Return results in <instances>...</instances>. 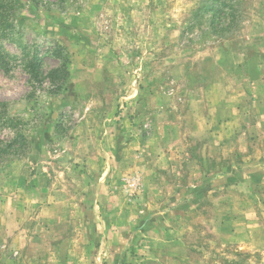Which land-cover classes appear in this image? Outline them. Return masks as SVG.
<instances>
[{
    "label": "rangeland",
    "instance_id": "374dc122",
    "mask_svg": "<svg viewBox=\"0 0 264 264\" xmlns=\"http://www.w3.org/2000/svg\"><path fill=\"white\" fill-rule=\"evenodd\" d=\"M19 134L0 264H264V0H0Z\"/></svg>",
    "mask_w": 264,
    "mask_h": 264
},
{
    "label": "trees",
    "instance_id": "16d2710c",
    "mask_svg": "<svg viewBox=\"0 0 264 264\" xmlns=\"http://www.w3.org/2000/svg\"><path fill=\"white\" fill-rule=\"evenodd\" d=\"M58 70H60V69H56V71H58ZM64 73L66 74L65 70H64ZM25 143H26L25 137L22 136L21 134L16 135L13 139H11L9 141H5L4 143L1 142L0 163L5 160L4 158L9 153H16L18 151L19 147H21V145L25 144Z\"/></svg>",
    "mask_w": 264,
    "mask_h": 264
}]
</instances>
